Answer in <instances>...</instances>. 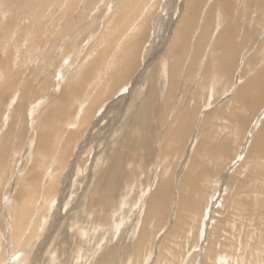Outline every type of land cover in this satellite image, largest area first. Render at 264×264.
<instances>
[{"label": "rangeland", "instance_id": "1", "mask_svg": "<svg viewBox=\"0 0 264 264\" xmlns=\"http://www.w3.org/2000/svg\"><path fill=\"white\" fill-rule=\"evenodd\" d=\"M188 1L0 0V13L3 15L0 17V34L4 36L0 44L1 59L7 54H12V62L16 65L14 67L17 69L18 66L19 70L24 71L22 80L32 82L29 90H26L21 80H18L17 84L14 83V86L4 93V99H0V264H95L104 249L113 244L118 252L116 264H264V156L256 154L253 157L248 156L259 124L254 123L258 117L262 119L264 107L257 110L259 112L257 115L248 117L249 111L236 107L235 101L230 104L232 112L229 115L226 109L222 118L214 121L233 132L229 134L233 145L230 157L237 149L240 152L247 148L235 159L229 161L221 159L212 164L210 168L216 169L218 182L214 183L213 179L216 177L214 175L205 176L206 180L203 179L205 184L208 181L214 184L212 187H203L205 192L201 202L204 204L201 205L203 207L200 211L209 199L207 207L199 216H193L187 210L185 220H182L183 216H179L176 209L177 193L175 196V189H171L170 199L168 198L167 207L165 206L162 215L150 216L149 220L144 222L146 202L149 194L153 192L152 184L159 182L162 168L171 173L173 164L176 166V161L172 157L169 158L171 163L166 165L168 167L159 165L158 154L145 161L141 158L143 161L141 164L138 162L133 165L128 161L124 164L130 178L115 193L109 210L99 212L97 205H88L89 196L97 198V194H89L93 189L92 182L96 172L104 166V158L108 152H112L110 148L115 146V141L122 137L124 130H127L124 127L125 112L130 111L127 109L132 103L133 95L138 91H144L143 86L148 82L145 78L150 71L158 69L159 72L160 66L164 65L162 60L167 59L164 54L168 55L166 52L173 39V33L177 30L175 27L182 21ZM238 2L239 0L236 3ZM124 3L128 8L122 11ZM255 7L257 8L249 14V19L254 21L258 18L257 22L262 24L264 9L259 10L258 6ZM215 10L219 12L217 8ZM199 20L196 21L197 34L201 30L200 25L203 26L202 18ZM65 21L72 25L70 30L69 25L64 27ZM250 22L240 30L242 36L244 35L243 40L246 38V44L236 56L238 66L233 71L234 74L232 73L233 77H238L244 71L245 61L251 64V61L255 60L254 53L259 42L264 43V26L257 22L252 25ZM9 23L13 26L8 27ZM210 31L211 29L208 34ZM255 31L254 38L251 33ZM137 33L143 35L140 41L137 39L140 46L137 45L136 62L131 70H128L124 63L122 64V60L118 62L117 57L121 58L124 49L127 48L125 44L132 36L135 38ZM34 39L37 41L34 43L35 46H32ZM39 40L40 43H37ZM42 41L44 46L40 47ZM70 45L74 48L65 50L64 47ZM109 49H112V52L109 53ZM208 51L209 49L206 53ZM263 55L264 52L261 56ZM98 56L99 60H105L99 65L92 64L93 59ZM132 57L135 58L133 55ZM129 58L127 57V60ZM90 65V71L84 73L93 72L95 77L91 76V79L83 81L86 83L84 87L87 88L83 93L90 92L92 97L100 93L104 99H97L98 107L92 105L93 116L90 121H84L86 127L77 131L76 128L65 129L61 125L64 131L57 133L58 120L52 115L54 119L51 116L49 123L51 132L48 135L49 141L52 140L51 150L49 154L43 156L42 151L35 150L37 134L34 131L37 118L41 117L42 112L58 98L61 91L59 88L71 81L79 82L84 69ZM187 67L185 64L182 72H186ZM121 68L123 70L119 72ZM4 71L0 70V87L9 84L10 77L6 76ZM40 76L48 82L46 86L50 94L47 92L48 97L43 99L33 98L30 92L33 84L40 85ZM58 80L61 82L60 85L54 86L53 89L51 83ZM197 80L195 78L192 85ZM236 82L237 80L232 82L231 89L235 87ZM24 89L29 99L26 102L27 106L20 111L21 113L15 112L17 97ZM210 89L211 85L207 90L204 89L206 90L203 94L204 100L209 96ZM189 93L191 91L187 92ZM229 93L228 91L226 95L214 97L212 103L206 106L208 109H205V106H196L195 109L200 112L199 117L201 118L205 112L215 111L218 106L226 103L224 99L230 96H227ZM76 97L80 101L84 99L82 95ZM157 98L159 101L155 103V109L163 111V104L166 101L164 102L160 95ZM173 99L175 104V98ZM170 105L172 106V102L169 101L166 111L174 108ZM233 110L238 116L243 115L248 122L250 121L242 129V134L235 131L237 126H234L235 129L231 128V125L237 124ZM70 114L73 115L72 112H69ZM153 116L155 118H152L151 125H147V130L151 131L154 128L158 133L156 136L158 143L164 147L165 142L162 141L166 134L165 128L171 123L173 116H169L166 121L168 125L159 119L160 115ZM199 117L197 127L198 123H201ZM219 129L225 130L221 126ZM243 132L245 135L242 137ZM132 138L136 140L137 137ZM261 141L264 142V136H261ZM190 142L188 140V145ZM244 143L245 146L242 145ZM63 145L64 149L69 150L66 151L68 154L65 159L59 158V154L62 153L59 148ZM187 148L188 146L185 147L181 158L186 155ZM36 152L38 153L35 156ZM2 153H5L3 157ZM58 160L60 163H57ZM259 167L262 168L261 172L258 171ZM33 169L36 176L33 189L31 185L25 188L26 184L22 179ZM179 169L178 165L175 168L176 175L172 176L173 188L181 182ZM251 171L254 173L249 179ZM20 187L30 193L27 194L28 204L18 199L17 190ZM234 201L238 204H234ZM24 212L26 218L20 222L19 218ZM178 218L182 220L180 229L176 226ZM142 222L145 223L144 228H141ZM16 223H21L20 231L17 233L18 243H15L11 236ZM141 229L147 237L146 246L140 252H135ZM214 229L218 234L214 235ZM29 233H32V236L28 239ZM213 239L214 251L206 253L207 244ZM125 247L131 249L130 253H124Z\"/></svg>", "mask_w": 264, "mask_h": 264}, {"label": "bare ground", "instance_id": "2", "mask_svg": "<svg viewBox=\"0 0 264 264\" xmlns=\"http://www.w3.org/2000/svg\"><path fill=\"white\" fill-rule=\"evenodd\" d=\"M235 1L237 2V0H207V1H205V0H189L188 1V6L186 7V10H185L186 13L183 15V18H182V21L180 22V24L179 23L177 24V27H176L177 30L175 31L173 39L171 40V42L169 44V49L171 50L169 58L171 59V61L170 62L168 61L169 58L166 59L165 62L168 63V65L166 66L165 70L161 69L158 72V69H154V70L150 71L151 74L149 73L145 78V80L148 82H147V84H145L143 86V89L145 88L144 91L143 92L138 91L133 95L132 103L129 106V109H127L130 111L126 110L127 112H125L126 117H125V121H124V123H125L124 127L127 128V130L125 131L124 130L125 128L122 129V131L124 130V134H122V137L118 138L115 141V146L113 148H110V150L112 152H108L104 158V162H105L103 164L104 166H102V168L99 167L100 169L98 170V172H96L97 173L96 177L94 178V180L92 182L93 183V189L89 194H97V196H96L97 198L94 199L93 195L89 196L87 199L88 205H90V206L91 205H97L100 209L99 212L109 210L110 207L112 206V200H113L112 198L115 196V193H117L119 187L121 188L123 186L122 184L126 183L125 181H128V179L130 178L129 175L127 174V172L125 171L124 164L127 163V161L129 162V164H133V165H135V163L138 164V162H140V164H141L143 162L140 160L141 158H143V160L145 161L148 159H152L153 157H155V155L158 154V156H159L158 157L159 158L158 164L160 163L159 165H161V164H163L165 166L169 165V163H171L169 158L172 157L173 160L176 161V166H174V164H173V168H172L173 170L171 173H168V171H166V168H162L160 166V168H162L160 170L161 171L160 175L162 178L160 177L158 183L156 181L152 184L153 192H151L149 194L148 200L146 202L145 213H144L146 216L144 217V222L146 223L147 220H149L150 216L151 217H153V216L158 217V216L162 215V211L165 210L164 209L165 206L167 207L166 202L170 199V193H171L170 191H172L171 189H175V191H176L175 196L177 193L176 209H177L178 215L183 216L182 220H185L184 217L187 213V210H189L190 211L189 213L192 214L193 216H197V215L199 216V213L204 212V209L207 207V202H208L209 198L206 200L205 206L202 209V211H200V209L203 207V206L201 207V205L204 204L201 202V200L203 199L204 192H205V189L203 187H212V185L214 183L218 182L217 172L215 173L216 169H212L210 167L212 166V164H214V162L221 161V159H227L228 161L230 159H235L238 154L240 155V153H244L245 149L247 147L243 148L240 152L237 151L238 150L237 149L236 153L234 151V155L232 157H230L229 153L232 152L231 150L233 149V145H232V140H231V138H229V136L231 135L230 133H233V132H231V130H229V129L228 130L225 129V127L223 125H220V124L218 125L217 122L216 123L214 122L216 119L218 121L219 118H222L223 114H225L226 109H227L226 112L228 115L230 112H232V109L230 108V104H231L230 100L231 99L229 101H227L229 97L226 100H224L226 103H224L222 106H218V108L216 109L217 112H205L202 114L201 118L199 117L200 112L197 111V113H195L196 111L195 112L190 111L194 107H191L190 104L184 100H185L186 96H188L190 100L197 99L193 103L195 105V107L196 106H203V107L205 106V109H208V107L206 108V106H208V103L209 104L212 103L214 97L216 98V97H218V95H224L225 93H227L229 91V89H231V88H229L228 90H226L227 84H228L227 81L229 80V78H227L229 68L226 69V67H224V65L227 64V62H229L227 55L229 54V50H231V48L228 46V44H230L231 46H233L235 44V47H236V44L239 40H240L239 43H241L244 35L243 36L241 35L240 36L241 38H239V40H238V35H236V30L237 29L242 30V28L245 27L246 24L250 22L251 18L249 19V14L252 13L254 11V9L257 8L255 6H258L259 10L264 9V0H239L238 3H236ZM128 5H129V3H128ZM128 5L124 3L122 6V11L126 10L128 8L127 7ZM250 7H252L251 8L252 10L250 9ZM216 8L219 10V12H217L215 10ZM258 9H257V11H258ZM202 11H203V14L205 13V15H203V16L200 14V13H202ZM233 11H236L237 13H234ZM0 15H1V13H0ZM243 15H245V17ZM2 16L3 15H1L0 17H2ZM215 17H217V19ZM193 18H195L194 20H196V21H198V19L201 20V18H202L203 26H201L199 24L201 27V30H199V33L197 34V36L193 35L195 37L190 39L188 33L186 32V31H188V29L186 27L188 25L192 26V24H194L195 25L194 29L196 31L198 30V27L196 26L197 22L195 23ZM196 18H198V19H196ZM213 18H215L216 20ZM256 19H258V18H255L254 21L251 20L252 22H250V23L253 25L255 22H257ZM70 22H71V20H70ZM227 24L229 25L230 28H228L226 26ZM10 25L13 26L12 24L9 23L8 27ZM66 25H69V27H70L69 30H70L72 25L69 23L67 24V22L64 24V27ZM260 25L264 26V21ZM210 29H211V31H210L211 33L208 34ZM8 31L9 30H7V32ZM34 34H37V33H34ZM129 34H127V36ZM142 35L143 34H141V33H137L135 38H133V36H132L130 38V41L125 44V46L127 48L124 47L125 49L123 51L121 58L119 57L120 59H118V57H117L118 62L122 60V64L124 63V67H127L128 70H131L132 65H134V63L136 62V59H137L136 52H137V47H138L137 45H139V41H140ZM3 37H4L3 34L2 35L0 34V44H2L1 38H3ZM42 37H43V35L41 36V38ZM188 38H189V40H188ZM36 41H37V39H34L33 42L31 43V45L35 46L34 43ZM234 41L236 43H234ZM37 43H40V40ZM176 43H178V45ZM39 45H40V47H43L44 42L39 44ZM262 45H263V43H262ZM184 46H186L185 48H187V47L192 48V51H190L193 53V56H191L192 57L191 63L195 62V61H199L198 66H200L201 69H200V72L198 73L199 76H196V79H198V80H197V82L194 83L195 87L193 85V87H190V89H188L189 86L187 84V87H186L187 89L185 91H183V94L184 93L187 94L188 91L193 90L195 92L194 95L193 96L186 95V96L180 97L176 101L177 105L175 104V106H173V104H174L173 103L174 102L173 97L174 96L172 97L170 95H171L172 91H174L175 85L177 84L176 83L177 79H175V78L178 75V74H174L175 73L174 72V70H175L174 65H176L177 63H180V60L183 58L185 51L182 49L184 48ZM1 48H0V55L2 52ZM64 48H65V50H70V49H73L74 46L70 45V46H65ZM61 49H62V47H61ZM207 49H209V51L206 53ZM108 51L110 53V52H112V49H109ZM45 52H46V50H45ZM100 53H102V52H100ZM132 55L135 56V58H134L135 60L133 59ZM127 57H130L129 60H127ZM99 59H100V56L93 59L92 64L99 65V63L102 62V60L103 61L105 60V59H102V60H99ZM192 59H193V61H192ZM259 59H260V57H258V59L255 61H258ZM12 60H13L12 54L11 55L7 54L4 59H1V56H0V70L4 69L6 76L10 77L9 81H8L9 84L4 86V87L3 86L0 87V99H2L4 97V93L10 87L14 86V83L17 84L18 80H21V83H23L22 85L24 86V88L26 90H29V88L32 84V82H30V81H23L22 80V74L24 73V71L19 70L20 67L18 68V66L16 69V67H14L15 64H13ZM258 63L259 64L256 66V69H255L256 73L259 70H260V72L263 71V69H264V58H262L261 61H258ZM119 65H121V64H119ZM212 66H216V67L218 66V68L221 67L220 69H223V70L218 71L219 76L218 75L216 76V74H215L216 72H214V71L211 72ZM13 67L16 70L15 69L13 70ZM90 67H91V65L84 69L81 77L78 80L79 82H72L71 81L69 83H66L63 86L64 89H63V87H60L59 89H61V91H60V95L58 96V98H56V100L52 101V104H50L48 107L49 109L46 108V110L42 112L41 117L39 116L37 118L35 131H34V133L37 134V140L35 143V150L36 151H38V150L42 151L43 156H46L47 153L49 154V152L51 150L50 147L52 145V143H51L52 140L49 141L48 135L51 132V130H50L51 128H49V125H50L49 123H50V118L52 115H55V119L58 120V125L56 124L57 125V128H56L57 133L59 131H64L63 128L61 127V125L65 129H67V128L68 129H71V128L75 129L76 128V131H77V129L79 130L80 128H82V129L85 128L86 124H84V121L89 122L91 119V116H93L91 114L93 112L92 105H96V104H98L99 100L104 99L100 93L95 96L97 98L92 97L90 95V92H88L86 94L83 93L85 90H87V88L84 87L86 83L83 81H87L88 79H91V76L93 78L95 77L93 72H90L88 74L84 73V72H89L91 69ZM118 68H120V67H118ZM191 69H192V64H188L186 72H182L184 75H179V77L184 76L183 80H182L183 82L194 81L193 78L195 79V77L192 76V78H191L188 75V73H191ZM122 70L123 69L121 68V70H119V72ZM116 72H117V74L119 73L118 70ZM209 72L214 73L215 75H213V76H216L219 79H222V78H220V76L226 77L227 79L219 80L218 83L216 82V85H214L212 83L209 84V82L211 81L210 80L208 82V80H207V78H209V75H208ZM192 74H193V72H192ZM203 75H206V76L202 77ZM246 76H248V73ZM229 77H231V76H229ZM244 77H245L244 74L241 76V73L238 75V77H236L235 80H237V82L235 84V89L240 84V82L244 79ZM53 78H54V76H53ZM160 78H162V80H160ZM61 79H62V75H61ZM255 79H257V81L254 80V83L252 82L253 87L250 86L249 88L239 89L238 92H236V94H235L236 97L234 98L237 101H240L239 103H241V101H243L242 105H244L246 108H248V111H251L252 115H254L258 112L257 110L259 108L257 106V103L259 101V98L262 97L261 95H263L261 93L262 92L264 93V90L261 91V90H257L254 88L257 85H259V87H260V85L263 83L264 72L256 74ZM231 81L235 82L233 79H231ZM40 82H41L40 85H38V84H36V86L34 84H33L34 86L32 85L30 92L33 95V98L43 99L44 97H48V95H50L48 92V88L46 86V84H48V82L45 81L42 76H40ZM55 82L56 83H51V87L53 86L52 87L53 89H54V86H59L61 83L59 80L55 81ZM207 82H208V86L211 85L212 89L208 90L209 96L207 97L206 100H204L205 95H203V94L207 90L208 86L205 87V83H207ZM96 83L97 82H95V84ZM19 84H20V82H19ZM183 85H185V84H183ZM145 86H147V87H145ZM157 87L158 88L164 87L163 88V91H165L164 93H166L167 91H171V92L166 93L169 96V98L166 97L164 99V102L168 101V100L170 102H172V106L174 107L172 110L166 111L164 109L165 108L164 106H166L165 103H167V102H165L163 104L164 105L163 109L165 111L163 110V112H162V111L155 109V103L158 100L157 96H158V93H160V91ZM203 87H205V88H203ZM45 88H47V91L44 92ZM25 89L23 91L19 92L20 94L17 97V102L15 103V107H14V109L16 110L15 112L21 113L20 111L24 110V108L27 106L26 102L29 99H28V94H26V92H25L26 91ZM204 89H206V90H204ZM47 92H48V95L46 96ZM210 94H214L215 96H212ZM81 95L84 97V99H82V101H80L76 97V96L79 97ZM194 96H196L197 98H195ZM258 96H260V97L257 98ZM98 98H99V100H97ZM246 98H248L249 100H246ZM182 102H184V103H182ZM53 103H55V105H53ZM172 106L170 105V107H172ZM176 106H178V107H176ZM96 107H98V105H96ZM228 107H229V109H228ZM72 108H74V110H72ZM263 111H264V109H263ZM69 112L70 113L72 112L73 115L75 113L76 116L74 115L75 116L74 117L71 114L69 115ZM234 112L235 113H234L233 117L235 116L234 120L237 119L236 120V122L238 124L237 127L240 129H244L245 122L247 121V119L245 120V116H243V115L238 116V114H236V111H234ZM212 114H214V115L212 116ZM153 115H156L157 117H159V115H160L159 119L164 121V122H166L168 120L169 116H171V115L173 116V119L171 120V123H169V125L166 122L168 127L166 126V128H165L166 134L164 136L165 138L163 137L164 139L162 141V142H165L164 147L162 144L158 143V139L156 138L158 133L154 130V128L151 131L147 130V125H151L152 121H153L152 118H155ZM56 116H57V118H56ZM262 116L264 117V112H263ZM198 117L200 118L201 123H198L199 126L197 127L196 122L198 120ZM263 117H262V119L260 117H258L256 122L254 123V124H256V123H259V124L256 127L257 129L255 130L254 139H253V142L251 143L252 147H250V149H249L248 156L253 157V155H255V154L259 155L260 157L264 156V144H263L264 142L261 141V136H264V124L262 123ZM228 118H230V117H228ZM40 119H41V121H40ZM53 119H54V117H53ZM219 126L223 127L225 130L220 131L221 129H219ZM8 132H9V130L6 133L8 134ZM73 134L75 135V133H73ZM70 135H71V133H70ZM133 136L137 137L136 140L135 139L133 140V138H132ZM218 136H219V138H217ZM243 136H244V134L242 135V137ZM188 140H189V142L191 141L189 143V145H188ZM245 143L242 145L245 146ZM239 144H240V142H239ZM157 146L159 148H156ZM187 146H188V148H187L188 151H187L186 155H183L181 158V155H182L185 147H187ZM193 148H194V150H192ZM59 149H61V152H62L59 154V158L65 159L67 157V154H68L67 152H69V150L67 148L64 149V145ZM37 153L38 152L35 153V156L37 155ZM177 154H178V156H177ZM3 155H5V153H2V157H3ZM243 157L244 156L242 155V158ZM57 163H60V160H58ZM187 163H188V167H186ZM229 163H231V161ZM178 165L180 166V169L178 172L180 173L181 182L179 184H176V186L174 185L175 187L173 188L172 176H173V174L176 175L175 168H177ZM219 166H217V167H219ZM166 167H168V166H166ZM157 169H158V167L156 168V170ZM180 170L182 173L180 172ZM260 170H262V168L259 167L258 171H260ZM252 173H254V172L251 171L249 179L252 178V175H253ZM24 174H26V173H24ZM24 174H22V175H24ZM157 175H158V172H157ZM209 175L216 176L214 179L212 178L215 182L213 181L214 183H211L212 181L211 182L208 181L207 184L203 183V179L206 180L205 176H209ZM254 177H255V175H254ZM256 178H258V176H256ZM22 181H24V184H26L25 188H27L28 185H31V189H33V185L36 181L35 169H33L32 172H30L27 176H25L24 179H22ZM237 183H240V182H237ZM39 187H40V185H39ZM46 187H47V185H46ZM46 187L44 188L45 190L47 189ZM254 188L255 189L257 188L256 185ZM235 191L238 192L237 188H235ZM260 193H261V191H260ZM27 194H30V193L27 192L26 190H24L22 187H20L17 190L18 199H20V201L22 200V201H24V203L28 204L29 202H28ZM234 204L237 205L238 203H236V201H234ZM235 209H237V207ZM24 218H26V212L22 213L21 218H19V219L21 220ZM182 220H181V218L177 219V225L176 226L178 229L182 228V226H181ZM20 222H22V220ZM144 222H142L143 224H142L141 228H144V225H145ZM20 224L21 223H18V224L16 223L14 225L15 229H14V231H12L14 233H11L12 240H14L15 243L18 240L17 239L18 238L17 233L21 227ZM217 226H214V227H217ZM214 230H215L214 235L218 234L217 230L216 229H214ZM28 235H29L28 236V239H29V237L32 236V233H29ZM146 241H147V237H145L143 229H141V231L139 233L138 240H137V245L135 246V252L136 251L140 252L142 248H145ZM213 241H214V239L207 244V247H206L207 252L206 253H212V251H214V249L212 248L213 247L212 246ZM113 245L111 247L104 249V251L101 253V255L95 261L96 262L95 264H103V263L104 264H116L118 252L116 249L117 247L115 248ZM123 250H124V253H130V251H131V249L128 250L127 247H125Z\"/></svg>", "mask_w": 264, "mask_h": 264}, {"label": "crops", "instance_id": "3", "mask_svg": "<svg viewBox=\"0 0 264 264\" xmlns=\"http://www.w3.org/2000/svg\"><path fill=\"white\" fill-rule=\"evenodd\" d=\"M234 13H237L236 11H233ZM264 14V13H263ZM201 15L203 16V15H205V13L203 14V13H201ZM232 15V14H231ZM234 15V14H233ZM216 19H217V17H215ZM215 18H213V19H215ZM195 18H193V20H194ZM197 19V18H196ZM215 19V20H216ZM200 21V20H199ZM256 21H257V19H256ZM194 22L196 23V20H194ZM260 22H258L257 24H259ZM261 24V23H260ZM259 24V25H260ZM194 24H192V26H190V25H188L186 28L188 29V31H186L187 33H188V35H189V38L191 39V38H194L195 36H193V35H196L197 34V31L194 29ZM228 28H230L229 27V25L227 24L226 25ZM177 27V26H176ZM175 27V28H176ZM194 30V31H193ZM192 31H193V33H192ZM239 32V33H238ZM191 33H192V35H191ZM254 33V34H253ZM253 33H251V35H252V37L256 34V31L255 32H253ZM236 35H238V40H239V38H241L240 36L242 35L241 33H240V30H236ZM173 36H174V33H173ZM172 36V37H173ZM256 36H254V38H255ZM189 38H188V40H189ZM244 39V38H243ZM240 41V40H239ZM239 41L237 42V44H236V47H235V44L234 43H236L235 41H234V45L233 46H231L230 44H228V46L231 48V50H229V54L227 55V57H228V59H229V62H227V64H225L224 65V67H226V69H228L229 68V71H228V77L227 78H229V80L227 81V88H226V90H228L229 88H231V87H229L230 85H231V83L233 82V81H231V79H233L234 81H235V79H236V76L235 77H233V74H234V72L233 71H235V68H237L236 66H237V60H236V56L238 55V53H240V50H241V47H243L246 43H245V41H246V38H245V40H243V41H241V43H239ZM177 45H178V43H176ZM239 44V45H238ZM263 45H264V43H263ZM262 45V42H259V44H258V48H257V52H255L254 53V56H256V59L255 60H257L258 59V57H260V59L258 60V61H261V59L262 58H264V55L263 56H261V54L264 52V51H261L262 49L264 50V46ZM263 46V47H262ZM186 46H184V48L182 49V50H184L185 52H184V56H183V58H184V61H182L183 60V58L180 60V63H177L176 65H174L175 67V70H174V74H178L177 76H176V78L175 79H177L176 80V85H175V88H174V91H172V93H171V95L170 96H174L173 98H175V104L177 105V100L180 98V97H183V96H186V95H191V96H193L194 95V91L193 90H191V93H189V94H186V93H184L183 94V91H185L187 88V84H188V86L189 87H193V85H192V83H193V81H186V82H183L182 80H183V76L182 77H179V75H182L183 73H182V71H183V67H184V65L186 64V65H188V64H192V69H191V73H188V75L192 78V76H194L195 78H196V73H197V76H199V69H200V66H198V63H199V61H195V62H192L191 63V56H193V53L192 52H190V51H192V48H189V47H187V48H185ZM235 47V48H234ZM187 49V50H186ZM252 49V47L251 48H249V51ZM205 51V50H204ZM238 51V52H237ZM253 51H255L254 49H253ZM170 52H171V50L169 49V47H168V52H166V53H168V55L166 54H164V56L165 57H167V58H169V55H170ZM243 53V52H242ZM241 53V54H242ZM258 53H260V55L258 54ZM253 55V54H252ZM251 55V56H252ZM165 59V58H164ZM247 59V58H246ZM255 60H253V61H251V64H250V62H247V61H245V63H246V65H245V63L243 64V65H245L246 67H245V69H244V71L243 72H241V76L244 74V79L240 82V84L236 87V89H235V87L234 88H232V89H229V94H227V96L228 95H230L229 96V98H228V100L227 101H229L230 99V103L231 104H233V103H235V101L237 102V106L236 107H241V108H245L244 110H246V111H248V108H246L244 105H242V102L243 101H241V103H239L240 101H237L236 99H234L235 97H236V92H238V90L239 89H241V88H249L250 86H252L253 87V85H252V82L254 83V80L255 81H257V79H255V76H256V74H258V73H261V72H264V69H263V71H261L260 72V70L256 73V71H255V69H256V66L259 64L258 63V61H255ZM163 62H164V65L163 66H160L161 68L160 69H163V70H165L166 69V66L168 65V63H166L165 61L166 60H162ZM169 62L171 61V59L169 58V60H168ZM183 63H182V62ZM192 61H193V59H192ZM160 62V61H159ZM220 65V64H219ZM231 65V66H230ZM243 65H242V67H243ZM196 66V67H195ZM194 68V69H193ZM196 68V69H195ZM221 68V67H220ZM220 68H218V66L216 67V66H212V69H211V72L212 71H214V72H216L215 74H216V76L218 75V71L219 70H223V69H220ZM231 68H233V69H231ZM251 68V69H250ZM254 68V69H253ZM182 69V70H181ZM232 71V72H231ZM192 72H193V74H192ZM211 72H209L208 73V75H209V78H207V80H208V82H209V84L210 83H212V84H214V85H216V82L218 83V81L219 80H225V79H227L226 77H221L220 76V78H222V79H219V78H217L216 76H213V75H215L214 73H211ZM252 72V73H251ZM223 73V72H222ZM231 73V74H230ZM233 73V74H232ZM247 73H248V76H246L247 75ZM187 74V73H186ZM221 74V73H220ZM246 74V75H245ZM253 74V75H252ZM184 75V74H183ZM204 76H206V75H203L202 77H204ZM219 76V75H218ZM229 76H231V77H229ZM254 76V77H253ZM231 78V79H230ZM160 80H162V78H160ZM181 80V81H180ZM193 80H194V78H193ZM208 82L207 83H205V87H207L208 86ZM183 84H185V85H183ZM218 85V84H217ZM241 85V86H240ZM263 85V86H262ZM183 87V88H182ZM194 87H195V84H194ZM205 87H203V88H205ZM251 87V88H252ZM163 88L164 87H162V88H160L159 87V91H160V93L158 94V95H160L161 96V99H165L166 97L167 98H169V96L166 94L167 92H171V91H167L166 93H164L165 91H163ZM255 89H257V90H261V91H263L264 90V81H263V83L260 85V87H259V85H257V86H255L254 87ZM253 88V89H254ZM181 89V90H180ZM233 89H234V91H233ZM200 90V89H199ZM163 91V92H162ZM176 91V92H175ZM199 92V91H198ZM180 93V94H179ZM261 94H263V95H261L262 97H260V96H258L257 98H259V101H260V103H259V101H258V103H257V106H258V108L260 109V108H262V107H264V93L262 92ZM181 95V96H180ZM226 95V94H225ZM158 97V96H157ZM195 98H197L196 96H194ZM249 98V97H248ZM248 98H246V100H249ZM261 99V100H260ZM168 100V99H167ZM174 100V99H173ZM197 99H192V100H190L189 99V97L188 96H186V98H185V100L184 101H187V103H189L190 104V106L191 107H194V108H192V110H190V111H193V112H195V113H197V110L195 109L196 107H195V105L193 104L195 101H196ZM224 100H226V99H224ZM223 101V100H222ZM167 102V105L166 106H164L165 108H167V106H168V102H169V100L168 101H166ZM191 102V103H190ZM174 103V102H173ZM182 103H184V102H182ZM175 104H174V106H175ZM163 107V108H164ZM176 107H178V106H176ZM190 107V108H191ZM164 108V109H165ZM217 109V108H216ZM216 109H215V111H212V112H217L216 111ZM165 111V110H164ZM169 111V110H168ZM163 112V111H162ZM249 115H248V117H252V114H251V112L249 111ZM236 114H238L237 112H236ZM247 118V117H246ZM246 120V119H245ZM250 123V121L249 122H245V126L247 125V124H249ZM263 124H264V117H263V122H262ZM234 126L236 127V126H238V124H236V125H231V128H233V129H235L234 128ZM235 131H237L238 133L240 132H242V129H240V128H238V127H236V129H235ZM244 133V132H243ZM244 135H245V133H244Z\"/></svg>", "mask_w": 264, "mask_h": 264}]
</instances>
